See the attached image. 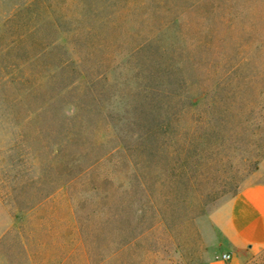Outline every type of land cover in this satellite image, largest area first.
Returning a JSON list of instances; mask_svg holds the SVG:
<instances>
[{
	"label": "rangeland",
	"instance_id": "374dc122",
	"mask_svg": "<svg viewBox=\"0 0 264 264\" xmlns=\"http://www.w3.org/2000/svg\"><path fill=\"white\" fill-rule=\"evenodd\" d=\"M263 161L264 0H0V264H264Z\"/></svg>",
	"mask_w": 264,
	"mask_h": 264
},
{
	"label": "crops",
	"instance_id": "0c3cea01",
	"mask_svg": "<svg viewBox=\"0 0 264 264\" xmlns=\"http://www.w3.org/2000/svg\"><path fill=\"white\" fill-rule=\"evenodd\" d=\"M225 253L239 257L264 250V161L252 183L212 214Z\"/></svg>",
	"mask_w": 264,
	"mask_h": 264
},
{
	"label": "built area",
	"instance_id": "2783aa9c",
	"mask_svg": "<svg viewBox=\"0 0 264 264\" xmlns=\"http://www.w3.org/2000/svg\"><path fill=\"white\" fill-rule=\"evenodd\" d=\"M221 259L223 261H230L231 260V254L224 253V254L221 255Z\"/></svg>",
	"mask_w": 264,
	"mask_h": 264
}]
</instances>
